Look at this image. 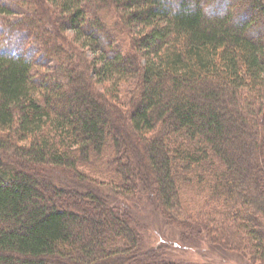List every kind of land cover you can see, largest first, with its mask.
Returning a JSON list of instances; mask_svg holds the SVG:
<instances>
[{"label": "trees", "instance_id": "16d2710c", "mask_svg": "<svg viewBox=\"0 0 264 264\" xmlns=\"http://www.w3.org/2000/svg\"><path fill=\"white\" fill-rule=\"evenodd\" d=\"M134 169L184 239L264 264V0H0V264H148L92 188Z\"/></svg>", "mask_w": 264, "mask_h": 264}, {"label": "rangeland", "instance_id": "374dc122", "mask_svg": "<svg viewBox=\"0 0 264 264\" xmlns=\"http://www.w3.org/2000/svg\"><path fill=\"white\" fill-rule=\"evenodd\" d=\"M136 142L139 145L140 142L138 143V140ZM128 144H130V141L127 139ZM138 145L136 146L138 147ZM127 153L138 155L135 149ZM138 165L137 163L136 167ZM44 175L52 179L56 185L69 190L71 194H83L82 199L86 201L88 188L75 186L70 177L64 176L59 171L45 170ZM106 176H108V173L104 172L103 178H106ZM131 177L136 180L139 186L134 192V196L128 199L116 197L114 192L109 191L108 182L104 187L91 186H93V190L106 198L107 204L116 210L119 215L121 213H129L131 216V225L138 230L142 240V254L138 255L137 258L142 260L146 258L145 260H147L146 263L148 264H260L258 261L253 262V256L247 250L237 252L228 248V246L224 248V252L216 250L209 242L205 229L204 231L202 230L201 238L193 237V239H190L192 235L188 234V240L184 239V235L177 223H167L163 211L157 206L159 197H155V178L148 174L146 170L140 171V169H134ZM96 179L99 181L100 177H96ZM109 185L112 184L110 183ZM94 211L95 217L97 216L105 222L107 213L104 210L94 209ZM144 252H151L156 257L143 255L145 254ZM143 256L145 257L143 258ZM161 258H163V262Z\"/></svg>", "mask_w": 264, "mask_h": 264}]
</instances>
